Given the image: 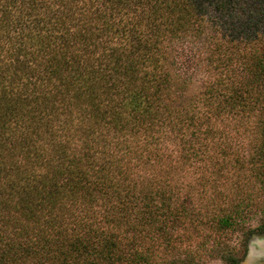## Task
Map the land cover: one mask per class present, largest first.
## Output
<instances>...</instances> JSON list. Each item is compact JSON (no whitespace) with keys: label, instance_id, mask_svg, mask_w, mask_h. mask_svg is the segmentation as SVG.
<instances>
[{"label":"trees","instance_id":"16d2710c","mask_svg":"<svg viewBox=\"0 0 264 264\" xmlns=\"http://www.w3.org/2000/svg\"><path fill=\"white\" fill-rule=\"evenodd\" d=\"M203 49L188 100L177 73ZM229 120L255 125L249 156ZM187 163H209L201 191ZM257 215L264 0H0V264H168L178 231L223 244Z\"/></svg>","mask_w":264,"mask_h":264},{"label":"rangeland","instance_id":"374dc122","mask_svg":"<svg viewBox=\"0 0 264 264\" xmlns=\"http://www.w3.org/2000/svg\"><path fill=\"white\" fill-rule=\"evenodd\" d=\"M229 24V23H228ZM215 35V34H213ZM211 35V36H213ZM218 35V34H217ZM216 36V35H215ZM191 43V42H190ZM202 41L199 40V45H201ZM190 45V44H189ZM198 47V43H197ZM191 50V45L189 47ZM185 50L187 52L188 50ZM194 51V50H193ZM192 52V50H191ZM203 52V53H202ZM199 51L200 57L198 60H195L192 56V53L187 54V58L191 61L190 66L187 68H183L181 70L182 73H177L179 75V81L186 82V96L188 100L194 98L200 94L202 90L210 83L213 79L214 71L210 69V66L207 63V55L205 50L203 49ZM178 77V75H177ZM186 98V97H185ZM249 123L240 126L238 122L233 120L226 121L225 124H221V126L226 127V130L230 132V139L233 142L235 149H239L240 154H245V157L252 154V151L255 147L256 139L258 138V132H256V127L254 124ZM239 126V129H238ZM185 165L186 171L188 172L187 176L192 181H198L197 188H200V191L203 189L200 181V172H205L208 168L209 163H203L202 166H198V171H196L195 165L191 166V164L187 163ZM184 168V169H185ZM235 168L230 170L231 174L226 179L225 186V194L231 192L235 189V184L237 181V174H235ZM194 177H191L193 176ZM187 178V181H188ZM246 182V179L244 180ZM254 182V180H253ZM255 183V182H254ZM256 186V183L254 184ZM201 193V192H200ZM200 193H196L193 198L194 203L198 205H204L205 208H212L213 204H216L217 198L214 200L213 191L210 190L206 192V195H200ZM211 197V199H209ZM213 200V201H211ZM221 203V202H220ZM196 232V234H194ZM260 232H264V217L261 215H257L254 219L247 221L245 224L241 226V229L230 234L227 237L226 241L223 244L215 243V233H211L209 229L205 230L203 233L200 231V234L197 231H187L181 230L178 231L177 234H185V238L189 237L185 242H181V244L177 247V249L167 255L168 264H188V261L195 260L199 262V264H227L225 259L227 258H239L241 254L249 247L252 246L253 242H257L258 236ZM203 234H208V241H204L206 237ZM211 234V235H210ZM259 234V235H257ZM202 235V236H200ZM264 236V235H260ZM161 251L163 247L160 248ZM255 251L252 253H248L249 257H253L255 255ZM199 259V260H198ZM198 264V263H197Z\"/></svg>","mask_w":264,"mask_h":264},{"label":"flooded vegetation","instance_id":"af4514ba","mask_svg":"<svg viewBox=\"0 0 264 264\" xmlns=\"http://www.w3.org/2000/svg\"><path fill=\"white\" fill-rule=\"evenodd\" d=\"M260 235H264V232H260ZM257 234V235H259ZM258 236L257 242H253L252 246H249L242 254L239 256V264H264V236ZM255 251V255L248 259V253Z\"/></svg>","mask_w":264,"mask_h":264}]
</instances>
